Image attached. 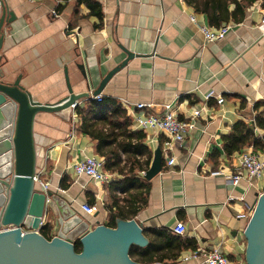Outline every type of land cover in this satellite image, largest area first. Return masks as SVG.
Returning <instances> with one entry per match:
<instances>
[{
	"label": "crops",
	"instance_id": "crops-1",
	"mask_svg": "<svg viewBox=\"0 0 264 264\" xmlns=\"http://www.w3.org/2000/svg\"><path fill=\"white\" fill-rule=\"evenodd\" d=\"M0 1L14 15L2 26L1 79L17 80L34 101L54 103L65 97V72L73 93H91L101 78L126 58V51L133 54L99 95L114 99L124 110L129 132L141 131V143L150 153L149 164L165 137L134 126V103H150L151 113L171 103L179 119H185L194 108H202L183 145L173 149L175 163L165 166L162 156L161 171L147 180L146 204L129 219L142 226L148 243L151 230L174 234L171 228L177 221L185 225V233L178 235L182 242L178 257L161 263L198 264L183 257L200 247L217 249L232 264L244 262L243 232L251 207L264 192V171L258 178L243 176L231 185L227 176L235 173L237 153L227 156L221 137L230 132L234 122L249 123L263 109L262 105L254 108L264 101V30L258 26L264 14L262 1L247 5L239 22L221 23L230 28L224 38L211 42H205L197 25L216 27L185 0H93L101 18L90 14L86 4L78 0ZM227 3L231 12L234 4ZM191 15L195 23L189 20ZM216 96L223 98L220 104ZM90 99L95 100L81 98L77 105L85 107ZM112 109L105 107L92 121L105 123L104 118H112ZM80 123L81 118L70 107L35 115L36 171L41 170L39 177L50 182L51 191L60 187L65 177L69 185L59 194L77 209L93 198L97 210L85 219L91 228L97 222L108 225L111 214L100 202L108 198V185L75 177L71 170L82 154L101 158L95 152V140L79 129ZM254 131L263 133L258 128ZM246 149L255 150L251 146ZM257 152L262 155L264 150ZM119 156L122 160L130 157L120 151ZM138 157L145 159L147 153ZM106 171L113 178L121 176L117 171ZM45 223L53 236L58 228L53 206L43 214Z\"/></svg>",
	"mask_w": 264,
	"mask_h": 264
},
{
	"label": "water",
	"instance_id": "water-1",
	"mask_svg": "<svg viewBox=\"0 0 264 264\" xmlns=\"http://www.w3.org/2000/svg\"><path fill=\"white\" fill-rule=\"evenodd\" d=\"M0 48L2 26L12 20L0 1ZM10 16V17H9ZM133 54L126 51V58L110 69L100 80L98 87L90 92L73 93L67 73L64 78L68 94L54 103L34 101L17 80L5 82L0 73V97L13 106L10 125L0 130V151L10 152V177L0 178V264H165L134 261L129 250L133 245L145 246L148 240L143 228L134 219L116 218L115 226L96 223L92 228L77 207L62 195L46 191L53 203L58 228L50 238L40 234V211L32 215L30 205L36 195V148L33 123L39 112H59L77 104V100L99 94L109 78L122 68ZM160 147H156L144 179L150 180L162 168ZM41 196V209L43 207ZM40 209V210H41ZM22 227L28 228L21 230ZM246 264H264V192L257 196L244 228ZM79 242L80 250H75Z\"/></svg>",
	"mask_w": 264,
	"mask_h": 264
},
{
	"label": "trees",
	"instance_id": "trees-1",
	"mask_svg": "<svg viewBox=\"0 0 264 264\" xmlns=\"http://www.w3.org/2000/svg\"><path fill=\"white\" fill-rule=\"evenodd\" d=\"M84 2L89 8V13L101 18L98 4L93 0H78ZM196 12L204 13L210 26L217 27L223 22H239L243 18L244 8L255 0H185ZM262 5H264V0ZM234 4V8L227 10L226 5ZM262 105L263 109L255 114L248 123L238 120L233 123L228 134L223 135L222 150L227 156L241 152L245 146H251L257 151L264 150V101L254 104V108ZM111 106V119H103L105 123H94L92 116L100 113L105 107ZM74 111L81 118L79 129L95 140V152L101 156L103 167L108 171H117L121 176L113 178L108 184V198L103 203V208L110 212L108 226H115L116 218L129 219L147 201L149 183L140 175L149 166L150 153L141 143V131L129 132L128 117L124 110L116 105V101L109 97H102L101 101L88 100L85 107L75 106ZM262 129V134H256L255 129ZM119 136V139L117 137ZM113 143V144H112ZM112 144V145H111ZM119 151L130 157L120 159ZM147 153L145 159L138 156ZM149 154V155H148ZM69 182L61 178L60 187L66 189ZM93 204V198L87 201ZM40 234L50 239V225L45 223L39 229ZM149 243L144 248L132 246L129 250L130 257L138 262H161L163 259H176L182 247L178 235L171 234L169 230H151ZM192 244V242H189ZM194 248V245H192ZM75 250H80V244H75Z\"/></svg>",
	"mask_w": 264,
	"mask_h": 264
},
{
	"label": "built area",
	"instance_id": "built-area-1",
	"mask_svg": "<svg viewBox=\"0 0 264 264\" xmlns=\"http://www.w3.org/2000/svg\"><path fill=\"white\" fill-rule=\"evenodd\" d=\"M61 2V0H55ZM55 14V10H52ZM189 20L195 23V17L191 15ZM264 30V14L262 15L259 25ZM198 30L201 32L205 42H211L219 40L225 37L229 24H223L219 27L212 28L205 24L197 25ZM96 101H101L102 97L97 94L94 96ZM216 102L220 104L223 101L221 96H216ZM77 105V104H76ZM75 104H72L70 108H75ZM151 107L150 103L136 102L134 103V110L131 111V120L134 126L140 130H151L156 135H163L165 138L160 143L161 155L164 157V165L172 166L175 163V156L173 149L175 146H182L187 134L193 129L196 119L201 116L202 108L192 109L185 119H179L175 112L174 105L166 103L162 105L160 112L151 113L148 111ZM10 155V152H8ZM11 157V156H10ZM237 168L235 173H231L227 176V180L231 185H236L243 176L250 179L258 178L264 171V152L262 155L252 149L242 150L237 153ZM71 170L75 177L85 176L87 179L98 186L108 185L113 175L108 173L103 168L102 158L96 155L82 154L71 165ZM41 170L36 171L34 176V182L36 183V195L43 196V207L40 211V224H43V214L46 209L52 208L53 203L51 198L46 195V191L49 190L50 182L46 179L43 180L39 177ZM7 174L5 179L9 178ZM141 175H144V171H141ZM56 193L63 192L61 187L56 186L53 190ZM4 194V188L1 191ZM96 197H98L96 195ZM103 206V201H100ZM79 212L85 216L93 215L97 207L94 204L87 202L80 203L78 206ZM27 230L28 228L22 227L21 230ZM172 232L177 235H183L186 231L185 225L181 221H177L171 228ZM184 260L195 259L198 264H232L222 253L217 249L206 251V249L200 247L194 251L188 253L183 257ZM237 264H245L244 262Z\"/></svg>",
	"mask_w": 264,
	"mask_h": 264
},
{
	"label": "bare ground",
	"instance_id": "bare-ground-1",
	"mask_svg": "<svg viewBox=\"0 0 264 264\" xmlns=\"http://www.w3.org/2000/svg\"><path fill=\"white\" fill-rule=\"evenodd\" d=\"M13 114V106L9 102L1 100L0 97V130L10 125ZM1 147V144H0ZM11 172V157L5 150L0 151V178H5ZM2 188H0L1 194ZM41 209V196L35 195L31 201L30 212L38 215Z\"/></svg>",
	"mask_w": 264,
	"mask_h": 264
},
{
	"label": "rangeland",
	"instance_id": "rangeland-1",
	"mask_svg": "<svg viewBox=\"0 0 264 264\" xmlns=\"http://www.w3.org/2000/svg\"><path fill=\"white\" fill-rule=\"evenodd\" d=\"M8 177H10V175H8ZM244 263H245V260H244ZM246 264V263H245Z\"/></svg>",
	"mask_w": 264,
	"mask_h": 264
},
{
	"label": "flooded vegetation",
	"instance_id": "flooded-vegetation-1",
	"mask_svg": "<svg viewBox=\"0 0 264 264\" xmlns=\"http://www.w3.org/2000/svg\"><path fill=\"white\" fill-rule=\"evenodd\" d=\"M47 210H48V209H46V211H47ZM46 211H45V212H46Z\"/></svg>",
	"mask_w": 264,
	"mask_h": 264
}]
</instances>
